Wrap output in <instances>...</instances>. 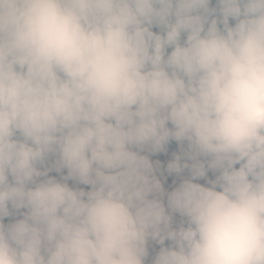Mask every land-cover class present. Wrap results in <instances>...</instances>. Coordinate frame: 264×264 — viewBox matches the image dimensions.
I'll list each match as a JSON object with an SVG mask.
<instances>
[{
  "label": "clouds",
  "instance_id": "1",
  "mask_svg": "<svg viewBox=\"0 0 264 264\" xmlns=\"http://www.w3.org/2000/svg\"><path fill=\"white\" fill-rule=\"evenodd\" d=\"M0 264H264V0H0Z\"/></svg>",
  "mask_w": 264,
  "mask_h": 264
}]
</instances>
